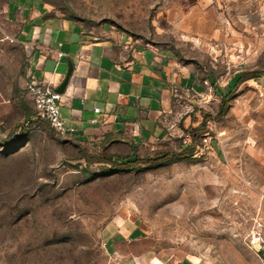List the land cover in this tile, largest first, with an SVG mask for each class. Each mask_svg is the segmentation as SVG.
Returning a JSON list of instances; mask_svg holds the SVG:
<instances>
[{"label": "rangeland", "instance_id": "rangeland-1", "mask_svg": "<svg viewBox=\"0 0 264 264\" xmlns=\"http://www.w3.org/2000/svg\"><path fill=\"white\" fill-rule=\"evenodd\" d=\"M46 1L89 29L173 50L207 88L159 151L183 159L110 169L36 118L31 49L0 0V264H123L131 250L264 264V0ZM113 224L136 232L111 248Z\"/></svg>", "mask_w": 264, "mask_h": 264}, {"label": "crops", "instance_id": "crops-1", "mask_svg": "<svg viewBox=\"0 0 264 264\" xmlns=\"http://www.w3.org/2000/svg\"><path fill=\"white\" fill-rule=\"evenodd\" d=\"M5 12L18 25V39L31 49L29 76L61 94V113L72 129L66 138L75 147H95L99 164H124L183 136L178 122L190 121L195 97L207 88L192 62L122 32L89 29L58 14L46 0H6ZM118 228L105 227L111 248L136 232ZM260 247L264 257V242ZM122 256L123 264H202L197 257L167 251L131 250Z\"/></svg>", "mask_w": 264, "mask_h": 264}, {"label": "built area", "instance_id": "built-area-1", "mask_svg": "<svg viewBox=\"0 0 264 264\" xmlns=\"http://www.w3.org/2000/svg\"><path fill=\"white\" fill-rule=\"evenodd\" d=\"M25 89L34 105L36 118L48 121L54 131L60 136L66 137L72 132V129L66 126L61 113V94L53 86L44 85L41 81L29 76ZM95 111L98 112L99 108H95ZM96 120L95 118L92 119V121Z\"/></svg>", "mask_w": 264, "mask_h": 264}, {"label": "trees", "instance_id": "trees-1", "mask_svg": "<svg viewBox=\"0 0 264 264\" xmlns=\"http://www.w3.org/2000/svg\"><path fill=\"white\" fill-rule=\"evenodd\" d=\"M230 91L227 92V94H225L226 96H228ZM186 151L184 152H178V153H156L154 156H149L146 160L144 158L141 157H133L129 160L126 161V163L124 164H113L111 165L110 169H117L115 166H121L123 165L124 167H134V165L136 163H140L142 161H151L153 164H159V163H163V162H168V161H177V160H181L185 157L186 155Z\"/></svg>", "mask_w": 264, "mask_h": 264}, {"label": "water", "instance_id": "water-1", "mask_svg": "<svg viewBox=\"0 0 264 264\" xmlns=\"http://www.w3.org/2000/svg\"><path fill=\"white\" fill-rule=\"evenodd\" d=\"M72 68H70V70H69V72H68V75H67V77H66V80L63 82V84H62V87L63 86H65L66 84H67V82H68V79H69V76H70V74H71V70Z\"/></svg>", "mask_w": 264, "mask_h": 264}]
</instances>
